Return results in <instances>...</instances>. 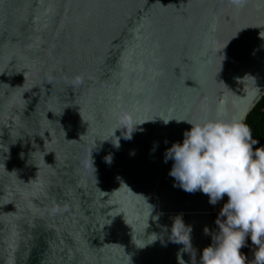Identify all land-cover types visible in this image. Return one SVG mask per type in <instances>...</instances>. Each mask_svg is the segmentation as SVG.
I'll return each instance as SVG.
<instances>
[{
	"label": "water",
	"instance_id": "obj_1",
	"mask_svg": "<svg viewBox=\"0 0 264 264\" xmlns=\"http://www.w3.org/2000/svg\"><path fill=\"white\" fill-rule=\"evenodd\" d=\"M262 36L264 0H0V264H201L213 205L165 151L255 108Z\"/></svg>",
	"mask_w": 264,
	"mask_h": 264
},
{
	"label": "clouds",
	"instance_id": "obj_2",
	"mask_svg": "<svg viewBox=\"0 0 264 264\" xmlns=\"http://www.w3.org/2000/svg\"><path fill=\"white\" fill-rule=\"evenodd\" d=\"M243 2L233 0L234 4ZM225 104L218 105L214 117H173L177 122L189 123L191 128L184 131L182 143L174 142L166 149L165 162L173 161L169 174L183 190L202 191L212 205L227 195L216 220L218 234L202 250L201 264H264V144L254 137L247 112L226 118ZM173 118L163 120L167 124ZM145 121L135 123L134 129ZM106 159L111 161L110 156ZM177 220L187 234L176 241L190 244L191 228L182 219L175 220L172 233L178 227ZM205 234H209L207 228ZM248 238L255 246L252 261L241 252ZM156 239L155 235L151 241Z\"/></svg>",
	"mask_w": 264,
	"mask_h": 264
},
{
	"label": "trees",
	"instance_id": "obj_3",
	"mask_svg": "<svg viewBox=\"0 0 264 264\" xmlns=\"http://www.w3.org/2000/svg\"><path fill=\"white\" fill-rule=\"evenodd\" d=\"M247 123L252 127L254 137L264 144V97L248 114Z\"/></svg>",
	"mask_w": 264,
	"mask_h": 264
},
{
	"label": "built area",
	"instance_id": "obj_4",
	"mask_svg": "<svg viewBox=\"0 0 264 264\" xmlns=\"http://www.w3.org/2000/svg\"><path fill=\"white\" fill-rule=\"evenodd\" d=\"M227 199H228L227 195H225L223 200L219 201L216 205H213L211 208V215L213 217V226H212V231H211L210 244L212 243V240L215 239L216 235L218 234V225L216 223L217 216H218L219 210L223 206L224 202L227 201ZM254 248L255 246L251 244V240L250 238H248L247 246L241 249V252L245 253L248 256L249 261H252Z\"/></svg>",
	"mask_w": 264,
	"mask_h": 264
}]
</instances>
